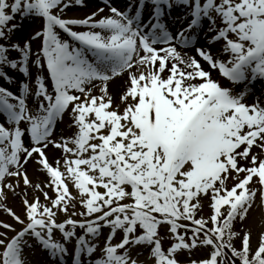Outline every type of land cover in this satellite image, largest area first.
Returning a JSON list of instances; mask_svg holds the SVG:
<instances>
[{
	"label": "snow or ice",
	"instance_id": "6c2138e0",
	"mask_svg": "<svg viewBox=\"0 0 264 264\" xmlns=\"http://www.w3.org/2000/svg\"><path fill=\"white\" fill-rule=\"evenodd\" d=\"M77 6L0 0V264H264V0Z\"/></svg>",
	"mask_w": 264,
	"mask_h": 264
},
{
	"label": "rangeland",
	"instance_id": "374dc122",
	"mask_svg": "<svg viewBox=\"0 0 264 264\" xmlns=\"http://www.w3.org/2000/svg\"><path fill=\"white\" fill-rule=\"evenodd\" d=\"M113 2H114V4L116 6H121V5H123L125 3V0H113ZM88 3H89V6L86 7V8L77 6V7H74L72 9L68 10V14H74V17L77 16L79 18H82L85 15L86 12L92 11L96 7V6H94L93 3L91 5H90L91 2H88ZM98 6H99V4H98ZM76 12H80V13L77 14ZM33 26H35V25H33ZM197 58H199V57H197ZM204 66H205V68L208 67L206 64ZM212 75H213L214 78L221 79V77L219 76V73L216 72V71H213ZM222 82L225 85H227L229 83L226 79H224ZM3 83L4 82L2 80H0V84H3ZM259 85H260V83H258V86ZM235 87H236V90H239L241 85L238 84ZM114 88H116V87H114ZM13 90L14 91L16 90L15 87H13ZM67 124H68V120L66 118L65 119V123L57 125V129H56L57 132H59L61 130H64L65 134H67ZM54 154H55L54 150L50 149V155H54ZM34 167H35L34 165L29 166V172L30 173L34 171ZM207 204H208V202L205 201L204 202V212L202 213V215H205V216L210 214V209L208 208ZM9 205L13 206L20 213H22L23 210H24L22 205H21V203H20V201L18 199L11 198V196H10V200H9ZM0 219L8 220L9 218L7 216H5L2 212H0ZM253 222H256L257 224L264 223V204H261V202H259V201H258L257 208L252 211L251 218L248 221L249 224H252ZM107 231L108 230L105 229V235H106ZM103 238L104 237L102 236L101 240H103ZM237 243H239V242H237ZM255 244H256V238L254 236V238H253V247H255ZM167 245H168V241L165 240V247H167ZM69 247H70V251H71V245ZM206 251H207V249L201 248V249H198V250L194 251L191 255H192L193 258L201 257ZM141 259L143 260L144 257H141Z\"/></svg>",
	"mask_w": 264,
	"mask_h": 264
},
{
	"label": "bare ground",
	"instance_id": "6f19581e",
	"mask_svg": "<svg viewBox=\"0 0 264 264\" xmlns=\"http://www.w3.org/2000/svg\"><path fill=\"white\" fill-rule=\"evenodd\" d=\"M97 0H95L94 2H96ZM79 7V6H78ZM91 11H88V12H86L85 14H88V13H90ZM77 14L78 13H80V12H76ZM105 13H107V9H105ZM68 16L69 17H74V14H68ZM75 18H79V17H77V16H75ZM190 51V50H189ZM189 54H193L191 51L189 52ZM10 74H12V75H14V76H17V74L16 73H10ZM122 82L121 81H116L115 82V84L113 85V89L114 90H118V86L121 84ZM114 87H116V88H114ZM254 95H251V97H253ZM249 98H250V96L247 98V101H249Z\"/></svg>",
	"mask_w": 264,
	"mask_h": 264
}]
</instances>
